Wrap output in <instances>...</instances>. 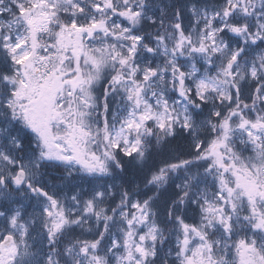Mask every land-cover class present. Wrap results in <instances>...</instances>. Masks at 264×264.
<instances>
[{
    "label": "snow or ice",
    "instance_id": "1",
    "mask_svg": "<svg viewBox=\"0 0 264 264\" xmlns=\"http://www.w3.org/2000/svg\"><path fill=\"white\" fill-rule=\"evenodd\" d=\"M0 264H264V0H0Z\"/></svg>",
    "mask_w": 264,
    "mask_h": 264
}]
</instances>
